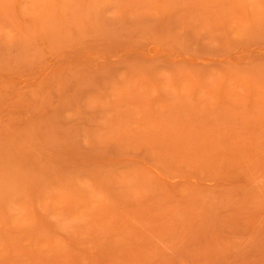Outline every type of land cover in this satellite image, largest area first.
<instances>
[{
	"label": "rangeland",
	"instance_id": "rangeland-1",
	"mask_svg": "<svg viewBox=\"0 0 264 264\" xmlns=\"http://www.w3.org/2000/svg\"><path fill=\"white\" fill-rule=\"evenodd\" d=\"M0 264H264V0H0Z\"/></svg>",
	"mask_w": 264,
	"mask_h": 264
}]
</instances>
